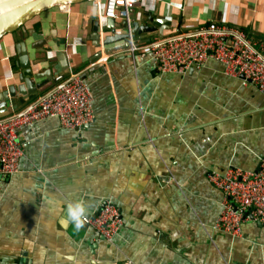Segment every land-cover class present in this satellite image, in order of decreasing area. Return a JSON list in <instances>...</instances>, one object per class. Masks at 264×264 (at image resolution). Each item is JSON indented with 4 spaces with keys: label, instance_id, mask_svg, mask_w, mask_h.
<instances>
[{
    "label": "crops",
    "instance_id": "obj_1",
    "mask_svg": "<svg viewBox=\"0 0 264 264\" xmlns=\"http://www.w3.org/2000/svg\"><path fill=\"white\" fill-rule=\"evenodd\" d=\"M105 2L54 7L26 23L36 30L28 42L41 43L32 58L52 59L56 76L85 70L95 120L74 129L48 117L19 129L21 170L0 174V264H264L263 223L244 222L241 235L214 228L225 194L207 177L211 170L260 168L264 94L227 75L215 59L185 73L161 72L149 50L132 57L125 47L100 62L101 45L92 35ZM146 12L163 22V30L142 31L137 39L145 44L160 32L209 22L264 38V0H143L131 11V25H146ZM18 58L17 40L6 34L0 39V99L18 83ZM50 67L42 62L36 69ZM42 93L17 95L0 117ZM81 199L86 218L108 200L120 208L124 223L112 241L85 220L79 229L62 223L67 202Z\"/></svg>",
    "mask_w": 264,
    "mask_h": 264
},
{
    "label": "built area",
    "instance_id": "obj_2",
    "mask_svg": "<svg viewBox=\"0 0 264 264\" xmlns=\"http://www.w3.org/2000/svg\"><path fill=\"white\" fill-rule=\"evenodd\" d=\"M143 0H106L100 7L101 27L108 19H124L130 37L125 52L132 57L149 50L161 72L185 73L209 59L224 64L227 75L241 78L264 94V38L252 39L241 28L220 22H209L196 30L177 32L148 44L131 35V11ZM69 6H61L65 9ZM102 31V30H101ZM102 57L107 60L103 35L100 40ZM48 117L59 119L61 126L82 129L95 120L93 94L85 70H71L68 75L44 91L24 108L0 117V174L10 176L21 170L25 156L19 129L31 126ZM210 182L225 194L223 210L215 222L218 231L241 235L246 221L264 224V153L257 170L230 167L225 171L211 170ZM88 226L112 241L123 226L120 208L106 201L97 216L85 218ZM125 264H131L127 261Z\"/></svg>",
    "mask_w": 264,
    "mask_h": 264
},
{
    "label": "water",
    "instance_id": "obj_3",
    "mask_svg": "<svg viewBox=\"0 0 264 264\" xmlns=\"http://www.w3.org/2000/svg\"><path fill=\"white\" fill-rule=\"evenodd\" d=\"M86 0H0V39L6 34L12 33L17 40V54L19 56L16 60V65L20 69L17 76L18 83L9 87L7 93L3 94L0 99V112L8 110V102L14 99L17 95L22 96L24 99H30L39 93L46 91L67 75L56 76L57 69L54 67L55 62L47 58L42 60V55L35 54V58L30 55L31 50L38 49L41 43L28 42V38L33 35L34 31H29L26 28V23L33 19L35 16L52 9L54 7L70 6L72 4L81 3ZM148 23L146 25L140 24L135 21L131 29V35L137 39L142 31L155 33L163 30V22L158 18L152 16L151 13L146 12ZM128 28V23L123 20L118 23L116 19H108L101 27L98 19L94 22L92 38L100 44L103 35V43L105 45V53H113L124 49L128 46L129 33L125 30ZM119 29H124V33H118ZM102 30V31H101ZM154 36L165 38L167 35L161 33ZM125 40L127 43L118 48L109 50L108 46L114 42ZM47 54V53H46ZM47 62L50 64V69H36L38 64ZM66 69V68H63ZM36 80H41L36 82ZM103 207V206H102ZM100 208V210L102 209ZM99 210V212H100ZM96 214L95 216H97Z\"/></svg>",
    "mask_w": 264,
    "mask_h": 264
},
{
    "label": "clouds",
    "instance_id": "obj_4",
    "mask_svg": "<svg viewBox=\"0 0 264 264\" xmlns=\"http://www.w3.org/2000/svg\"><path fill=\"white\" fill-rule=\"evenodd\" d=\"M88 208L84 200H69L66 206V218L62 223H73L77 229L84 226Z\"/></svg>",
    "mask_w": 264,
    "mask_h": 264
}]
</instances>
